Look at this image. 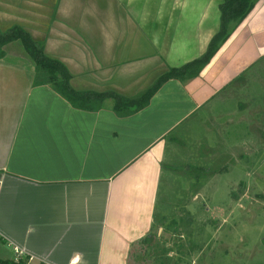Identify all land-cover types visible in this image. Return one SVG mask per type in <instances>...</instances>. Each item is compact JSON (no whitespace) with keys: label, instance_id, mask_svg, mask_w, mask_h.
<instances>
[{"label":"crops","instance_id":"1","mask_svg":"<svg viewBox=\"0 0 264 264\" xmlns=\"http://www.w3.org/2000/svg\"><path fill=\"white\" fill-rule=\"evenodd\" d=\"M218 2L39 0L38 37L69 69L72 88L129 96L204 51ZM14 3L0 0L4 28L18 25L35 40L27 23L9 18ZM263 54L264 0H255L197 76L165 80L144 107L120 116L110 97L95 110L71 106L49 83L32 84L26 54L28 64L2 52L0 258L128 264L152 227L166 134Z\"/></svg>","mask_w":264,"mask_h":264},{"label":"rangeland","instance_id":"2","mask_svg":"<svg viewBox=\"0 0 264 264\" xmlns=\"http://www.w3.org/2000/svg\"><path fill=\"white\" fill-rule=\"evenodd\" d=\"M17 2L9 18L41 44L39 0ZM2 52L28 64L17 41ZM128 264H264L263 55L166 134L152 227Z\"/></svg>","mask_w":264,"mask_h":264},{"label":"trees","instance_id":"3","mask_svg":"<svg viewBox=\"0 0 264 264\" xmlns=\"http://www.w3.org/2000/svg\"><path fill=\"white\" fill-rule=\"evenodd\" d=\"M254 1L219 0L217 5L218 26L210 36L204 51L179 66H168L147 86L129 96H123L110 90L95 91L72 88L68 82L69 73L63 63L46 55L42 45L32 39L29 33L18 25H11L6 30L0 31V46L17 41L32 63L35 80L50 83L52 88L71 106L84 110H95L100 107L104 98L110 97L112 111L117 115L124 116L144 107L150 96L165 80L170 78L184 80L197 76L221 43L250 11ZM242 72L243 70L240 73ZM25 260L26 257L0 258V264H24Z\"/></svg>","mask_w":264,"mask_h":264},{"label":"built area","instance_id":"4","mask_svg":"<svg viewBox=\"0 0 264 264\" xmlns=\"http://www.w3.org/2000/svg\"><path fill=\"white\" fill-rule=\"evenodd\" d=\"M13 250L17 251L16 247H13ZM14 259H16L17 257H13Z\"/></svg>","mask_w":264,"mask_h":264}]
</instances>
